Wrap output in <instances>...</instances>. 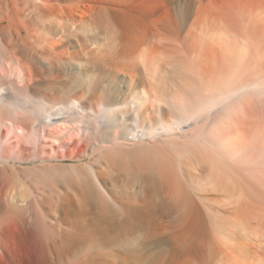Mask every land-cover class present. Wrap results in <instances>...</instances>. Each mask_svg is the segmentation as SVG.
<instances>
[{
    "label": "bare ground",
    "instance_id": "obj_1",
    "mask_svg": "<svg viewBox=\"0 0 264 264\" xmlns=\"http://www.w3.org/2000/svg\"><path fill=\"white\" fill-rule=\"evenodd\" d=\"M0 264H264V0H0Z\"/></svg>",
    "mask_w": 264,
    "mask_h": 264
}]
</instances>
